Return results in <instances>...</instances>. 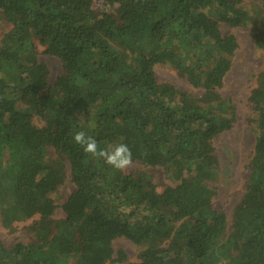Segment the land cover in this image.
<instances>
[{"label":"trees","instance_id":"16d2710c","mask_svg":"<svg viewBox=\"0 0 264 264\" xmlns=\"http://www.w3.org/2000/svg\"><path fill=\"white\" fill-rule=\"evenodd\" d=\"M0 20V216L29 235L0 239V264L124 263L117 238L139 248L129 264H264V69L231 215L210 185L213 140L236 121L219 90L238 43L220 23L253 29L264 52V0H0ZM38 45L62 64L54 79ZM156 65L201 92L159 82Z\"/></svg>","mask_w":264,"mask_h":264},{"label":"rangeland","instance_id":"374dc122","mask_svg":"<svg viewBox=\"0 0 264 264\" xmlns=\"http://www.w3.org/2000/svg\"><path fill=\"white\" fill-rule=\"evenodd\" d=\"M252 1V0H251ZM259 0H257L258 2ZM103 2L96 3L97 7ZM10 29L0 20V46L2 34ZM220 29L224 34H233L238 43V48L232 57V66L224 78L220 94L231 101L235 108L236 121L231 130L223 133L213 140L215 153L219 162V175L210 185L216 189L214 206L218 210H224L231 215L233 208L242 198L245 191V183L248 178L247 164L254 154V133L249 122L253 116V106L250 102L252 91L257 87L259 75L264 69V52L258 46L251 28H232L220 23ZM255 29V28H254ZM264 32V29H261ZM45 48L38 45L39 58L48 64L51 71L50 78L54 79L62 71V64L56 57L44 53ZM156 78L159 82H168L181 91L199 94L201 91L194 88L175 69L156 65L154 67ZM142 168L139 162L125 163L123 171L130 173ZM159 184L164 181V173L159 167L146 169ZM74 185L67 181L59 188L61 199L57 204L63 203L73 191ZM161 189V187H159ZM64 214L60 208L55 210L54 218L61 219ZM28 223H16L14 231L2 225L0 216V239L6 246H12L17 241H28L29 235L25 229ZM115 251L123 250L126 254V262L114 264H129L138 260L139 248L125 238H117L113 242Z\"/></svg>","mask_w":264,"mask_h":264}]
</instances>
